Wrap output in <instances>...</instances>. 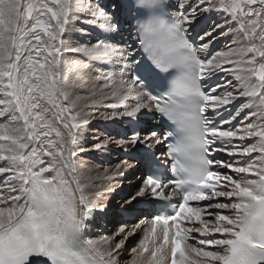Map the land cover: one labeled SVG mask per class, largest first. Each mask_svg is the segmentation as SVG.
Masks as SVG:
<instances>
[{
	"label": "snow or ice",
	"instance_id": "obj_1",
	"mask_svg": "<svg viewBox=\"0 0 264 264\" xmlns=\"http://www.w3.org/2000/svg\"><path fill=\"white\" fill-rule=\"evenodd\" d=\"M113 150L118 204L81 159ZM140 233L128 264H264V0H0V264H122Z\"/></svg>",
	"mask_w": 264,
	"mask_h": 264
},
{
	"label": "bare ground",
	"instance_id": "obj_2",
	"mask_svg": "<svg viewBox=\"0 0 264 264\" xmlns=\"http://www.w3.org/2000/svg\"><path fill=\"white\" fill-rule=\"evenodd\" d=\"M80 26L81 25H79V24L75 25L76 28H79ZM70 38L73 39V40H77L79 37H78L77 34L74 33ZM221 50H226V48H221ZM69 58L70 59H77V58H82V57L71 56ZM94 75H96V73L94 71L93 72H89V73L83 75V79L84 80H90L91 76H94ZM78 94H80V95H88L87 92H79ZM116 102L117 101H112L110 103H116ZM126 102L131 103V100L126 101ZM106 111L107 110H101V109H97V108H85L83 110L82 114L85 116V118L89 119L90 121H93V120H96V119L100 120L99 119V112H106ZM93 117H95V118H93ZM92 127H93V125H88L87 126L84 138L87 137V135L92 133V132H90V129ZM95 132L96 133L99 132L98 129H97V126H96ZM89 138L90 139H88V140L84 139L85 147H87V145H88L87 142L89 140H91V139L93 140L94 139V136L91 135V137H89ZM81 159L86 163L88 168L93 169V171L91 172L90 175H91L92 181L95 183V186L97 188H99L100 186H104V187L111 186V187H115L117 189V191H120L122 189V187L119 186V183H120L121 179L113 180V181L106 180L105 179V173L101 172V170L103 169L102 167H100L99 165L94 163L93 160H89L88 158L81 157ZM114 160L117 163L119 158L117 156H115ZM114 165L112 164V166H114ZM112 166H109V167H112ZM95 172H97L98 174H96ZM132 183H135V182H132ZM119 187L121 189H119ZM121 198H122L121 195H119V198L117 197V199H116V197L114 195L107 197L108 200H110V201L114 200L115 203H117V204L121 202ZM135 243H136V240L132 238V239H130V241L126 245V250L121 254L122 264H128V262L131 260V258H132L131 249L132 248H136Z\"/></svg>",
	"mask_w": 264,
	"mask_h": 264
},
{
	"label": "rangeland",
	"instance_id": "obj_3",
	"mask_svg": "<svg viewBox=\"0 0 264 264\" xmlns=\"http://www.w3.org/2000/svg\"><path fill=\"white\" fill-rule=\"evenodd\" d=\"M111 102H112V101H111ZM109 103H110V102H109ZM105 109H107V106L101 108V110H105ZM92 125H93V124H92ZM95 130H96V126L93 125V127L90 129V132H92V133H96ZM83 139L88 140V139H90V138H89V137H85V138H83ZM93 140H94V139H93ZM89 141H92V139L89 140ZM89 141H88V142H89ZM88 142H87V144H88ZM115 163H116V162H115ZM115 163H114V164H115ZM114 164H113V165H114ZM105 168H107V167H105ZM101 172H103V169L101 170ZM95 173L98 174L97 172H95ZM119 186H120V187L123 186L122 181H120ZM120 187H119V189H121ZM116 199H117V197H116Z\"/></svg>",
	"mask_w": 264,
	"mask_h": 264
}]
</instances>
